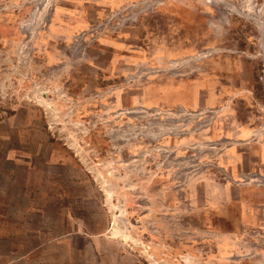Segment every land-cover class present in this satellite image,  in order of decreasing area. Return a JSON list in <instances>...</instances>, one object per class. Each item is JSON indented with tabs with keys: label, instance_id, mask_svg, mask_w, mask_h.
Masks as SVG:
<instances>
[{
	"label": "rangeland",
	"instance_id": "obj_1",
	"mask_svg": "<svg viewBox=\"0 0 264 264\" xmlns=\"http://www.w3.org/2000/svg\"><path fill=\"white\" fill-rule=\"evenodd\" d=\"M0 264H264V0H0Z\"/></svg>",
	"mask_w": 264,
	"mask_h": 264
}]
</instances>
